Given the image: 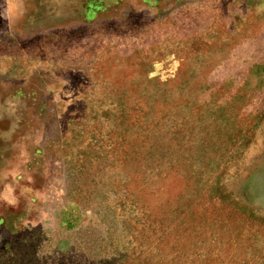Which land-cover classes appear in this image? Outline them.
Listing matches in <instances>:
<instances>
[{
  "label": "rangeland",
  "instance_id": "rangeland-1",
  "mask_svg": "<svg viewBox=\"0 0 264 264\" xmlns=\"http://www.w3.org/2000/svg\"><path fill=\"white\" fill-rule=\"evenodd\" d=\"M0 264H264V0H0Z\"/></svg>",
  "mask_w": 264,
  "mask_h": 264
}]
</instances>
